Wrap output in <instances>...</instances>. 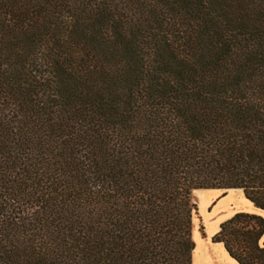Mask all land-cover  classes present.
<instances>
[{
    "label": "trees",
    "instance_id": "1",
    "mask_svg": "<svg viewBox=\"0 0 264 264\" xmlns=\"http://www.w3.org/2000/svg\"><path fill=\"white\" fill-rule=\"evenodd\" d=\"M198 190L264 211V0H0V264H192Z\"/></svg>",
    "mask_w": 264,
    "mask_h": 264
},
{
    "label": "rangeland",
    "instance_id": "2",
    "mask_svg": "<svg viewBox=\"0 0 264 264\" xmlns=\"http://www.w3.org/2000/svg\"><path fill=\"white\" fill-rule=\"evenodd\" d=\"M217 194L218 191L212 190H198L194 191L192 194V201L197 206V214H195L193 217L192 230V239L194 237L195 241H201L203 239V242L211 244L210 238L218 233L217 231L220 228V224L222 222L231 219V214H233L234 216L238 213L252 214L245 210L247 207L249 208L250 205L246 202L247 198L245 197V194L242 190H232L225 198H218ZM222 194V192L219 193L220 196ZM199 248L200 251L197 250L196 253L197 256L203 254L200 260L201 264H217V262L220 264H224L221 259H215V256L219 257L218 253H204V250H202L203 247L200 246Z\"/></svg>",
    "mask_w": 264,
    "mask_h": 264
},
{
    "label": "crops",
    "instance_id": "3",
    "mask_svg": "<svg viewBox=\"0 0 264 264\" xmlns=\"http://www.w3.org/2000/svg\"><path fill=\"white\" fill-rule=\"evenodd\" d=\"M212 191H218V194H217V197L218 198H225V197H227V195H228V193L229 192H231V191H229V192H227V195L225 196V197H221L220 195H219V193H223V191H221V190H212ZM235 191V190H234ZM246 202L250 205V207L248 208H246L245 210L247 211V212H249V213H252V214H255V215H259V216H262L263 218H264V211L263 210H261V209H259V208H257V207H255L249 200H247L246 199ZM234 215L233 214H231V216H230V218H232ZM224 222H226V221H224ZM224 222H222L221 224H223ZM221 224H220V226H221ZM220 230V228L218 229V231ZM217 231V232H218ZM217 234V233H216ZM215 236V235H214ZM213 236V237H214ZM213 237H211L210 238V241H211V244H207L206 242H203V239L200 241V240H198V241H195V251H194V255H193V264H201L200 263V260H201V256L203 255V254H200V256L198 255L197 256V253H196V251L197 250H199L200 251V246H202L203 247V249L202 250H204V253H208V252H212V253H218L219 254V257H216L215 256V259H221L222 261H223V263L224 264H238L235 260H233L230 256H229V254H228V252L226 251V249H225V247H224V244H222V243H214L213 242ZM193 239H194V237H193ZM204 239H208V238H204ZM213 242V243H212ZM261 244L262 245H264V234H263V238H262V240H261ZM200 253H202V252H200ZM211 264V263H210ZM217 264H220V263H218L217 262Z\"/></svg>",
    "mask_w": 264,
    "mask_h": 264
}]
</instances>
